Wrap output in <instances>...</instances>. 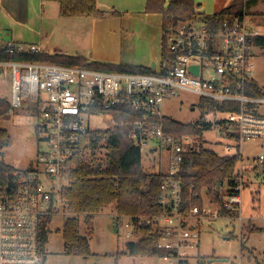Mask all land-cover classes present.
Here are the masks:
<instances>
[{
	"label": "built area",
	"instance_id": "2783aa9c",
	"mask_svg": "<svg viewBox=\"0 0 264 264\" xmlns=\"http://www.w3.org/2000/svg\"><path fill=\"white\" fill-rule=\"evenodd\" d=\"M163 32L174 55L173 65L166 71L159 65L152 74L1 57V52L11 56L38 53L34 44L12 43L0 49V67L10 71V104L14 108L31 106L39 144L33 166H9L0 171V264H45L41 246L44 219L66 214L65 191L71 172L77 168V151L94 129L91 117L117 107L141 115L125 122L127 135L141 156H154L162 146L166 150L167 172L160 187L159 213L116 212L114 216L127 242H137L145 230L159 233L157 252L170 263L177 260L186 264L182 250L200 245L194 223L242 211L246 173L240 171L234 187L222 185L225 192L216 203L204 199L197 203L201 194H185L180 173L185 153L195 147L192 142L196 138L166 132L163 107L166 99L179 97L180 91L197 94L199 99L239 104V111L217 113L222 117L214 126L229 140L225 155L238 153L243 159L245 144L264 142V112L256 109V104H264V96L248 95L257 48L250 37L258 31L244 11L242 17L216 31H209L204 23L196 26L193 21H171ZM191 66L198 67V74ZM152 160L156 163V157ZM259 161H264V155Z\"/></svg>",
	"mask_w": 264,
	"mask_h": 264
},
{
	"label": "trees",
	"instance_id": "16d2710c",
	"mask_svg": "<svg viewBox=\"0 0 264 264\" xmlns=\"http://www.w3.org/2000/svg\"><path fill=\"white\" fill-rule=\"evenodd\" d=\"M58 3L62 16L68 18H104L112 12L98 8L97 0H44ZM147 0V13L163 15V29L171 21H203L209 31H216L232 23L244 14V0H234L229 6L212 15L196 12L194 0ZM250 41L264 52V33L254 34ZM161 66L164 71L173 65V53L163 36ZM4 59L23 58L41 60L61 65H85L102 70L124 71L129 73L152 74L155 69L145 66L124 65L115 63L88 62L85 57L68 54L29 53L15 55L1 52ZM248 95L264 96V87L252 79L248 85ZM11 108L10 101L0 98V116ZM196 108L201 117L195 123H180L169 117L164 118L166 132L192 134L198 136L199 145L190 147L185 153L180 177L184 182L185 194L205 191L213 200L217 197V185L224 183L229 187L237 184L238 163L240 154L222 155L204 146V132L214 128V123L206 115L224 113L228 110L239 111V104L218 103L210 99H199ZM113 126L105 130L93 129L84 140L76 154L77 168L71 172L70 185L65 191L68 199L66 214L68 218L63 227L64 252L69 255L89 256L92 254L89 236L93 233L94 215L105 207L115 204L116 212L121 214H156L159 213L158 198L165 173L148 172L142 163L139 149L133 145L127 135L125 122L140 119V113L127 107H117L105 111ZM235 138V135H229ZM10 134L0 129V142H9ZM201 140V141H200ZM103 151V156L100 157ZM264 169V161L262 162ZM9 169L0 162V171ZM197 201V200H196ZM195 203V201H194ZM198 203V202H197ZM227 214V213H224ZM81 217L87 226V234L81 233ZM255 231L262 228L254 227ZM160 234L144 231V237L137 242H127L129 253L136 257H146L157 253V242ZM48 231L45 225L41 231V246L45 251ZM118 253L117 256H120ZM262 264V263H257Z\"/></svg>",
	"mask_w": 264,
	"mask_h": 264
},
{
	"label": "rangeland",
	"instance_id": "374dc122",
	"mask_svg": "<svg viewBox=\"0 0 264 264\" xmlns=\"http://www.w3.org/2000/svg\"><path fill=\"white\" fill-rule=\"evenodd\" d=\"M244 10L253 21L258 33H264V0H244ZM193 23L196 26L203 25L200 19L193 20ZM189 24L193 26L192 23ZM254 66L253 78L261 87H264V52L259 47L255 50ZM10 87V71L6 67H0V98H6L9 101ZM198 101L199 95L180 91L179 97L166 99L163 112L177 122L195 123L201 117L200 110L196 108ZM256 109L264 112V104H256ZM221 117V114L206 115V119L213 123ZM90 122L92 128L97 130H105L113 126L112 120L106 114L92 116ZM0 129H6L10 134L9 142H0V162L18 169L33 166L36 163L39 144L31 106L28 104L21 108L11 106L7 114L0 116ZM194 138L196 139L192 143L197 147L198 136ZM203 138L205 147L219 154H225L224 146L229 140L219 128L214 126L205 131ZM260 155H264V142L254 140L245 144L243 159L237 166L238 172H247L244 175V187L241 192L242 211L230 216L223 215L217 219L206 218L197 224L194 223L196 231L200 234V245L198 248L182 250L186 264H229L230 262L264 264V169L262 162L259 161ZM102 156L103 151L100 157ZM154 157H156V163L152 160ZM159 157L161 160L157 159ZM142 163L148 172L166 173L165 147L162 146L154 156L144 153ZM219 192L220 195L225 192L222 185ZM203 199L207 203L218 201L213 200L205 191L201 192L196 202L202 203ZM115 214V204H111L94 215L93 233L89 236L92 254L86 257L64 252L62 232L68 218L67 214L45 218L43 225L48 231L45 264H179L177 260L173 263L165 260L161 252L146 257L132 256L126 246L127 239L115 223ZM254 227L263 230L255 231ZM81 233L87 234L84 217H81ZM118 253H121L120 256H117ZM211 258L228 259V261L203 262Z\"/></svg>",
	"mask_w": 264,
	"mask_h": 264
},
{
	"label": "crops",
	"instance_id": "0c3cea01",
	"mask_svg": "<svg viewBox=\"0 0 264 264\" xmlns=\"http://www.w3.org/2000/svg\"><path fill=\"white\" fill-rule=\"evenodd\" d=\"M170 1L165 0V5ZM233 1L194 0L196 12L205 15L217 13ZM146 2L97 0L100 10L113 14L104 18H68L62 16L55 2L0 0V49L12 43L34 44L41 53L77 55L88 62L158 67L163 15L147 13Z\"/></svg>",
	"mask_w": 264,
	"mask_h": 264
},
{
	"label": "water",
	"instance_id": "95a60500",
	"mask_svg": "<svg viewBox=\"0 0 264 264\" xmlns=\"http://www.w3.org/2000/svg\"><path fill=\"white\" fill-rule=\"evenodd\" d=\"M152 68H156V64H153L151 66ZM190 69L195 73V74H198V67L197 66H191ZM194 108V107H193ZM224 183H220L217 185V197L220 195V192H219V188L221 187V185H223ZM217 259H214V258H211V259H208L207 261L209 262H212V261H215ZM206 261V262H207ZM223 261H228V259H223ZM205 262V261H203Z\"/></svg>",
	"mask_w": 264,
	"mask_h": 264
},
{
	"label": "flooded vegetation",
	"instance_id": "af4514ba",
	"mask_svg": "<svg viewBox=\"0 0 264 264\" xmlns=\"http://www.w3.org/2000/svg\"><path fill=\"white\" fill-rule=\"evenodd\" d=\"M215 259V258H214ZM208 260V259H207ZM207 260H205V262L207 261ZM217 260H223V259H217ZM213 262V261H212Z\"/></svg>",
	"mask_w": 264,
	"mask_h": 264
},
{
	"label": "bare ground",
	"instance_id": "6f19581e",
	"mask_svg": "<svg viewBox=\"0 0 264 264\" xmlns=\"http://www.w3.org/2000/svg\"><path fill=\"white\" fill-rule=\"evenodd\" d=\"M183 134V133H182ZM201 141V140H200Z\"/></svg>",
	"mask_w": 264,
	"mask_h": 264
}]
</instances>
